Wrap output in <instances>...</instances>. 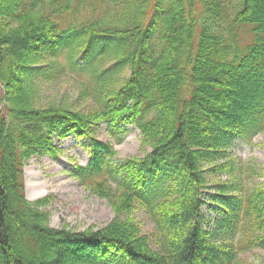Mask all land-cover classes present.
<instances>
[{"label":"trees","instance_id":"1","mask_svg":"<svg viewBox=\"0 0 264 264\" xmlns=\"http://www.w3.org/2000/svg\"><path fill=\"white\" fill-rule=\"evenodd\" d=\"M67 68L94 109L36 104L34 78ZM102 124L119 142L136 125L151 152L118 161ZM260 132L264 0H0V264H237L264 249V187L232 147ZM71 135L90 155L72 175L115 208L100 229L55 228L26 197L27 161ZM213 170L230 178L211 193Z\"/></svg>","mask_w":264,"mask_h":264},{"label":"rangeland","instance_id":"2","mask_svg":"<svg viewBox=\"0 0 264 264\" xmlns=\"http://www.w3.org/2000/svg\"><path fill=\"white\" fill-rule=\"evenodd\" d=\"M79 64L82 65L83 62L80 60ZM129 74L128 69L125 75ZM34 82V98L39 107L56 105L83 112L96 107V101L86 94L89 88L88 76L79 70L67 68L63 72L58 70L52 72L50 69L47 75L34 78ZM127 128L128 132L119 142L115 136L109 134L106 124L99 126L98 137L114 144L118 161L143 158L152 150L144 143L136 125L132 124ZM56 143L61 149L58 157L45 154L33 156L27 161L24 175L26 197L31 201L49 199L48 205L43 209L49 212L50 225L55 228L87 231L107 226L116 216L111 201L98 195L72 175L76 164L89 163L88 139L71 135L67 139L57 140ZM232 150L236 159L254 162L259 167L260 173L254 178V182L264 187V132L256 134L250 141L245 138L237 139ZM205 165L207 168L211 167V164ZM228 178L230 176L227 173L213 170L210 175L212 185L210 192L216 191L214 185L217 182ZM203 210L212 226L217 212L211 203H207ZM131 216L142 225L145 233L154 231L152 216L141 205L130 213ZM237 264H264V249L255 248L243 252Z\"/></svg>","mask_w":264,"mask_h":264}]
</instances>
